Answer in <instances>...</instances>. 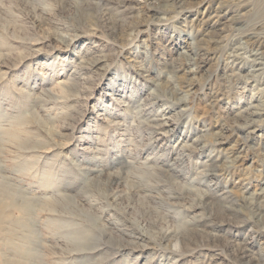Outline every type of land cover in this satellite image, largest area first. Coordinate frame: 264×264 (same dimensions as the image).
<instances>
[{
    "label": "rangeland",
    "instance_id": "1",
    "mask_svg": "<svg viewBox=\"0 0 264 264\" xmlns=\"http://www.w3.org/2000/svg\"><path fill=\"white\" fill-rule=\"evenodd\" d=\"M17 1L0 0V264H241L228 249L203 245L214 234L245 242L264 261V227L254 223L256 218L243 206L260 195L264 136L250 135L235 125L225 146L244 145L248 156L235 172L223 170L211 179L198 172L204 156L218 152L213 138L207 135L202 140L204 147L188 152L176 147L180 141L191 142L201 135L203 139L204 129L212 132L219 125L236 124L237 107L251 97L249 83L263 82L264 59L253 63L249 46L238 35L264 16L260 15L264 0L255 4L259 15L241 16L242 26L226 21L220 42L210 53L213 60L203 70L192 62L193 73L186 77L180 71L170 73L163 61L196 57L201 48L196 40L201 7L197 12L196 7L189 8L185 14L171 7L169 14H156L158 21L149 20L143 11H126L111 4L109 10L119 20L142 22L124 34L120 43L84 5L98 0H68L79 4L78 12L72 8L59 12L50 0H33L42 1L49 14L40 26L32 24V15ZM70 17L86 24L76 32L79 37L66 48V54L51 48L56 42L39 43L48 30H54L52 21ZM203 39V44L211 41L208 35ZM187 44H191L189 50ZM83 53L87 58L99 56L105 70L82 67L78 56ZM233 58L238 59L237 68L232 67ZM254 72L257 75L250 76ZM84 76L90 78L81 83L78 79ZM187 78L192 87H186ZM58 81L67 87L58 86ZM170 87L178 91L174 97H169ZM47 89L52 94L44 93ZM147 93L155 99L145 105L140 100ZM128 97L130 104L123 102ZM143 107L146 117H135ZM166 115L176 118L174 129L167 127L165 136L152 133L153 119L161 122ZM112 118L122 125H114ZM128 153L133 163L128 162ZM217 155L226 160L223 152ZM148 158L150 169L156 172L150 171L147 179H135L134 175H141L137 166ZM163 169L190 187L207 185L217 196L226 195L242 212L235 216L241 223L203 229L196 221L198 216L205 221L209 218L203 207L194 211L170 203L159 205L171 210L162 220L157 198L175 194L170 181L159 174ZM116 171L123 181L114 190L125 195L113 201L106 178ZM131 181L140 182L138 193L146 195L145 205L140 201L143 198H127L129 188L135 186ZM26 201H30L27 209ZM156 218L169 226L175 219L188 220V229L200 230L204 237L190 248L172 249L157 238L162 223L148 227Z\"/></svg>",
    "mask_w": 264,
    "mask_h": 264
},
{
    "label": "bare ground",
    "instance_id": "2",
    "mask_svg": "<svg viewBox=\"0 0 264 264\" xmlns=\"http://www.w3.org/2000/svg\"><path fill=\"white\" fill-rule=\"evenodd\" d=\"M18 1L22 3L24 10L28 14L32 15L33 25H36V26L42 25V23L46 19V16L49 15L47 12V8L42 1H36V2L33 0L32 1L18 0ZM50 1L54 3V5L57 7V10H59V12L69 11L71 8L78 12V5H79L78 3H70L68 0H50ZM98 1L99 2H95L92 4L84 3V5L92 9L93 12H95V15H93V18L98 23V25L101 26L103 29H105L107 34L110 35L112 39L116 41L119 39L120 41H117V42H120V43H121V39L124 36V34L129 32V30H131L130 32L135 31L138 25L139 24L141 25L142 22H140L141 21L140 20V21L128 23V22H123L119 20L109 10L111 8L110 7L111 4L120 5L126 11L127 10L130 11L133 9H136V11L137 10L143 11L144 13L143 15L147 16L149 20L157 18L156 14L160 12H167L166 14H169L170 13L169 10H172L170 9L171 7L179 8V10L181 9L180 13L182 14L189 12L187 10H189V8H192V7H196V12H197L198 11L197 8L201 7V10L198 11L200 15L196 18L198 22L197 24H199V29H197V39L196 40L200 42L198 43L199 45L201 44V48L197 54L195 53L196 57L195 58L192 57V61H190L191 59L189 57L183 58L186 60L185 62L183 59L179 62H174L173 59H165L163 61L164 67H166L167 69H170V73L175 74L178 71H180L182 72V75L185 77L187 75L190 76L193 73V70L190 69L192 62H194L193 64L196 66L197 70L198 69L203 70V68H206L208 62L213 60L212 57L210 56V53L216 50L217 48L216 46L220 42V36L225 31V25L226 23H229L226 21H230L231 23H235L238 26H242L244 21L243 22L240 21L241 16L246 15L247 17H249L250 15L254 13L259 15L260 8H262L260 15L264 13V5L260 6L259 9H256L257 6L255 5L257 4V2L263 1V0H144L142 1V3L141 2L137 3L135 2V0H98ZM124 13L126 14L127 12H124ZM81 20L82 19L80 18L76 20L75 18L70 17L66 19V21H61V22L59 20L52 21L54 24L53 25L54 30H51V31L48 30L47 34L43 36V38L41 39L42 41L39 43L51 45V43L56 42L57 45L52 46L51 48L54 50L60 51L63 54H66L67 52L66 48L69 45H71L75 41L76 38L79 37V34L76 32L79 30V28L81 29L86 24ZM247 26L248 27L244 32H240V35H238L239 36L238 39L242 40L241 41L242 43H245L246 45L249 46L250 54L253 57L252 62L254 63L256 62V60L264 59V16L259 18L255 22L248 24ZM63 31H69V33L68 32L63 33ZM206 35L210 36L211 41H208L207 43L203 44L204 42H206L204 41L205 39H203V36H206ZM190 46L191 44H187L188 50L190 49ZM186 52H187V49L185 53ZM87 55H88L87 53H83L78 56V59L80 60L79 64L82 67L88 70H91V69L105 70L106 66H104L105 68L103 67V62H102L103 60L99 56L98 57L93 56V57L87 58ZM237 60H238L237 58L232 59V67L237 68L236 67ZM188 61H190V63H188ZM257 65L258 63L253 66H257ZM255 72L251 73L250 76L257 75L255 74ZM59 73L60 72L58 71L57 74ZM89 78L90 77L84 76L78 80H81V83H82V82H85ZM187 79H188V83L186 87L188 88L189 86H191V82H190L191 80H189L190 78H187ZM70 80H74V79L72 78ZM148 81L154 84V86H161L160 83H155V80L153 79H149ZM57 85L63 86V88L67 87V85H64V81H58ZM168 86L169 84H167L165 88H168ZM249 87H250L249 90H252L251 97L249 100L246 101V103L237 107L238 108L237 112L235 113L234 115L235 117L233 118L236 124L232 123V125H227V126L219 125V128L215 129V131H212V132L210 131L207 132V129H204V132H206V134L204 133L205 137H203V139H202L203 135H201L199 137H196L195 139H192L191 142L189 141L190 143L188 141H180L176 145V147H178L179 150H182V152H188V151L197 149V146L199 145L202 146V144H204L202 143V140H204L207 137V135L210 138V140L211 138H213L211 141L214 143L215 150L216 149L218 150L217 154L223 152L226 156V160L225 159L223 160L220 155L213 154V152H210L208 155L204 156L206 157L205 162L201 164L202 170L198 172V174H200L202 178L210 177L211 179V177L215 176L217 172H220L223 170H229V171L235 172L236 168L240 167V165H242V163L247 158L248 154L246 153V149H245L246 147H244V145H243V148L238 146V144H234L230 147L225 146V144L228 143L229 138L231 137L233 133L235 125L236 126L239 125L240 127H242V129H245L246 131H248V134L250 135L251 134L254 135L255 133L258 132L260 133V135L264 136V80L261 84L256 83V84L250 85L249 83ZM167 90H169L168 93H170L169 97L170 95L171 96L176 95V93L178 92L173 87H170ZM216 91H214V93H211V97L213 98L212 101L214 104L216 103V97H217L216 96L217 94L215 93ZM52 92H53L52 89L44 90V93L52 94ZM152 99H155V96L152 95L151 93H147V95L141 98L140 102L142 101L146 105ZM131 100L132 99L128 97L127 100H124L123 102L124 103L129 102L130 104ZM128 108L130 107L128 106ZM146 114H148L147 108L143 107V108H139L137 115H134V116L139 118L145 115L146 117ZM99 115H103V114L99 113ZM112 119H113L112 122L114 125H118V126L122 125V123H119L118 120H115L116 118L115 119L112 118ZM162 119L163 120L161 122H159V120L156 118L153 119V121L155 120V123L150 125L149 128H152L151 129L152 133L154 131L156 132L155 134H161L165 136V134L167 133L166 131L167 127L170 126L172 127V129H174L176 118L170 115ZM157 130L158 131L160 130V131L157 133ZM155 139H158V138H155ZM155 139L154 141H156ZM204 146L205 145H203L202 147ZM132 156L133 155H131V153H128L127 157L131 158L129 159L131 161H128L129 163H133L132 160L134 159V157ZM148 160L149 158L146 159L143 163H140L139 164L140 166H137V168H141V170L138 171L141 173V175H134L135 179L139 180V179H142V177L147 179L149 178V176L151 177V172H154V173L156 172V170L152 171L154 169L153 167L151 168L152 170L150 169L152 165H148L150 164L149 163L150 161ZM159 174H162L166 178V180L170 181V186L173 187V191L175 194L173 195L167 194L164 197L159 196V198H157L158 208L162 206V205L159 206L161 203H164V204L170 203L172 205H187L186 206L187 209L189 207V209H192L194 211L197 209H200V206H201L203 207L205 211L210 213L209 218H207L206 221L204 220L205 218H203V216H198L196 220L199 224H201L203 229H206L208 227H213V226H216L217 228H222L223 226L227 227V226H232L233 224L237 225L238 223H241L239 221H236V217H235L236 213H242V212H240L239 209H236L235 207L232 206L233 204H235V202L228 201V197L226 195L217 196L215 194L214 189H212L211 186L208 187L207 185L206 186L204 185L203 187H199V188L190 187L183 179L182 180L180 179L181 180L180 181L178 179V176L172 173V171H168L164 169L159 171ZM113 175L115 176V179L110 178V176H113ZM121 175L122 174H120L118 171L107 174L106 179L108 181V185L111 191V198L113 199V201H118L125 195V193H121V191L120 192L115 191L118 189V187L121 185L123 181L121 179L122 178ZM131 182L135 186L133 187L132 185L129 188V194L127 195V198L132 197V200L133 198L135 199V196L138 197L139 199L143 198V200L141 199L140 201L144 202V205H145L146 195L144 194L145 196H142L141 194L138 193V191H140V189H138L140 186V182L139 184L138 182H135V181H131ZM112 190L114 191L112 192ZM259 194H260L259 196L255 197L256 198L255 201L249 202V200H246L248 202H244L243 206L247 208V210L249 211L248 213H250L252 217L256 218L253 222L257 224H262V226L264 227V180L260 184ZM29 203L30 201H26V205L24 206V208L27 209L30 206ZM160 212H161L162 220L163 219L165 220L166 217L169 216V214H171V210L163 208V207H161ZM177 214L178 213H176V215ZM160 221L161 220L156 218L154 221H152L151 224L149 223L147 225L148 227L149 226L153 227V226H157V223H159L161 226V223H162L163 227H160L158 234H157L158 235L157 238H159V240L166 243V245H168L169 247L172 245L171 246L172 249L178 248L180 250L184 248H190L192 245L197 243L198 239H201V237L202 238L204 237L203 235H201L202 233L200 232V230L193 229L192 227H191L192 229H188V222H189L188 220L186 222H178V219H175V223L173 224V226H172V222H171V225L169 226ZM214 235L213 237H210L211 235L208 236L212 238L211 241H208L206 242V244H203V245H212L216 248L228 249L230 251L229 252L230 255H233L238 261L241 262V264H264V261L260 259L261 257L256 256L251 253V249L248 247V245L245 242L234 241V240L232 241V240H228L227 238H221V236H218V235L214 236Z\"/></svg>",
    "mask_w": 264,
    "mask_h": 264
}]
</instances>
